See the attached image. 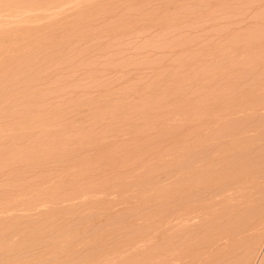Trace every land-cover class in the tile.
<instances>
[{
  "label": "rangeland",
  "instance_id": "374dc122",
  "mask_svg": "<svg viewBox=\"0 0 264 264\" xmlns=\"http://www.w3.org/2000/svg\"><path fill=\"white\" fill-rule=\"evenodd\" d=\"M0 264H264V0H0Z\"/></svg>",
  "mask_w": 264,
  "mask_h": 264
},
{
  "label": "bare ground",
  "instance_id": "6f19581e",
  "mask_svg": "<svg viewBox=\"0 0 264 264\" xmlns=\"http://www.w3.org/2000/svg\"><path fill=\"white\" fill-rule=\"evenodd\" d=\"M240 234V233H239Z\"/></svg>",
  "mask_w": 264,
  "mask_h": 264
}]
</instances>
